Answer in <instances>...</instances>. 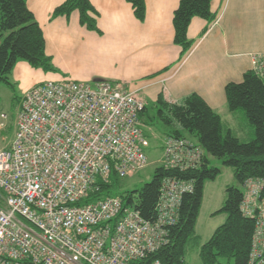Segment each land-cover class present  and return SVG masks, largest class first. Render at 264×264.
Returning <instances> with one entry per match:
<instances>
[{
  "label": "built area",
  "instance_id": "built-area-1",
  "mask_svg": "<svg viewBox=\"0 0 264 264\" xmlns=\"http://www.w3.org/2000/svg\"><path fill=\"white\" fill-rule=\"evenodd\" d=\"M251 62L264 80V55ZM145 108L108 81L45 82L20 97L14 138L0 149V264H139L167 245L165 229L177 222L190 182H163L154 223L121 197L87 202L97 182L146 167ZM204 156L190 141L164 139L165 168L196 169ZM243 188L240 211L254 220L249 264H264V179Z\"/></svg>",
  "mask_w": 264,
  "mask_h": 264
},
{
  "label": "trees",
  "instance_id": "trees-1",
  "mask_svg": "<svg viewBox=\"0 0 264 264\" xmlns=\"http://www.w3.org/2000/svg\"><path fill=\"white\" fill-rule=\"evenodd\" d=\"M125 1L131 6L134 17L142 22L145 18L144 0ZM211 2L212 0H180L173 13V42L181 48L182 55L192 46L187 37L191 20L213 19ZM74 12L79 14V24L82 27L98 32L97 13L88 0H66L54 9L51 17L68 18ZM19 62L44 73H56L51 58L45 53L42 31L28 10L26 0H0V85L14 90L10 77ZM225 98L230 113H242L244 116L250 129L246 140L233 132L229 124L201 97L193 94L181 105H172L159 96L154 105L145 108L140 116L141 120L143 117L149 122L156 120L165 126V137L182 138L200 147L205 154L201 166L182 170L165 168L162 163L154 171L149 183L120 196L113 189H118L121 180L112 174L109 182H97L99 190L91 192L87 202L121 197L126 206L137 211L147 222L154 223L163 182L177 179L192 184L193 191L181 198L177 222L165 229L167 245L147 255L139 264H186L184 257L193 247L198 248L202 264H222L221 261L224 264H249L254 220L246 218L240 211L243 192L238 187L226 188L224 203L219 212L225 213L227 218L211 238L202 244L195 233L205 184L214 181L220 174L218 168L210 166L209 157L230 168L240 186L250 179H264V80L252 71L247 72L240 83H230L225 87ZM14 99L20 102V98ZM149 109H155V115L150 116ZM147 124L145 122L146 126Z\"/></svg>",
  "mask_w": 264,
  "mask_h": 264
},
{
  "label": "crops",
  "instance_id": "crops-1",
  "mask_svg": "<svg viewBox=\"0 0 264 264\" xmlns=\"http://www.w3.org/2000/svg\"><path fill=\"white\" fill-rule=\"evenodd\" d=\"M88 1L97 13L98 32L82 27L77 12L52 18L66 0H26L56 73L17 63L10 79L20 97L45 82L108 81L134 92L146 108L159 96L181 105L195 94L220 115L228 111L225 87L251 71L252 56L264 55V0H212L211 21L191 20L192 46L184 55L173 42V13L180 0H144L142 22L125 0Z\"/></svg>",
  "mask_w": 264,
  "mask_h": 264
},
{
  "label": "rangeland",
  "instance_id": "rangeland-1",
  "mask_svg": "<svg viewBox=\"0 0 264 264\" xmlns=\"http://www.w3.org/2000/svg\"><path fill=\"white\" fill-rule=\"evenodd\" d=\"M14 97L20 98L19 89L11 90L5 85H0V114L6 115V120L1 121L3 127L0 130V149L7 148L14 138L19 109V103ZM155 112V109H149L150 116L155 115ZM220 115L223 120L227 121L233 132L240 134L241 139L246 140L249 137L250 129L242 113L232 114L225 111ZM146 121L148 124L143 128V133L149 141V146L145 150L147 165L133 176L120 181L118 189H113L117 196L138 190L149 183L154 171L162 165L166 128L156 120L149 122L146 119ZM185 136L189 138L186 134ZM209 161L211 167L220 170V174L214 181H208L204 187L203 200L195 227V233L202 244L207 242L215 230L226 221L227 215L219 212L224 203L226 188L238 187L244 192L243 186L237 184L230 168L223 166L222 162L217 159L209 157ZM198 254V248H190L184 257L186 264H202ZM221 263L224 264V261Z\"/></svg>",
  "mask_w": 264,
  "mask_h": 264
},
{
  "label": "bare ground",
  "instance_id": "bare-ground-1",
  "mask_svg": "<svg viewBox=\"0 0 264 264\" xmlns=\"http://www.w3.org/2000/svg\"><path fill=\"white\" fill-rule=\"evenodd\" d=\"M39 85H40V84H39ZM36 86H38V85H36ZM36 86H34V87H36ZM34 87H32V88H34ZM32 88H31V89H32ZM31 89H29V90H31ZM29 90H28V91H29ZM26 92H27V91H26ZM26 92H25V93H26Z\"/></svg>",
  "mask_w": 264,
  "mask_h": 264
}]
</instances>
